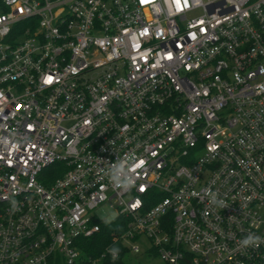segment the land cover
Listing matches in <instances>:
<instances>
[{"label": "built area", "instance_id": "obj_1", "mask_svg": "<svg viewBox=\"0 0 264 264\" xmlns=\"http://www.w3.org/2000/svg\"><path fill=\"white\" fill-rule=\"evenodd\" d=\"M139 254L264 264V0H0V264Z\"/></svg>", "mask_w": 264, "mask_h": 264}, {"label": "trees", "instance_id": "obj_2", "mask_svg": "<svg viewBox=\"0 0 264 264\" xmlns=\"http://www.w3.org/2000/svg\"><path fill=\"white\" fill-rule=\"evenodd\" d=\"M121 224L122 226V221L117 219L114 222L107 223L101 225V232L96 234L90 239L82 241V253L86 257H96L99 253H101L105 246L109 244V239L110 235L113 232H121L123 230V227L119 226ZM119 226V229H118ZM121 227V228H120ZM124 255V251H121L120 256L122 257ZM109 263V262H107ZM78 264H85L84 262L80 261ZM109 264H124L122 262V258L118 259L117 261L111 262Z\"/></svg>", "mask_w": 264, "mask_h": 264}, {"label": "clouds", "instance_id": "obj_3", "mask_svg": "<svg viewBox=\"0 0 264 264\" xmlns=\"http://www.w3.org/2000/svg\"><path fill=\"white\" fill-rule=\"evenodd\" d=\"M143 164V161H139L138 163H135L130 169H128L127 171L124 170V166L120 165L117 169V175H119V179L118 180H112V184L114 187L122 189L124 191L130 190L131 187L135 184V169L137 167H140ZM210 202L213 204H216L217 198L215 194H212L210 197ZM222 203V202H221ZM258 237H255L252 234H249L247 237H245L242 240L241 245L244 247L247 246H252L255 245L256 242L258 241ZM110 252H112L113 255H116L118 250L116 249H110Z\"/></svg>", "mask_w": 264, "mask_h": 264}, {"label": "rangeland", "instance_id": "obj_4", "mask_svg": "<svg viewBox=\"0 0 264 264\" xmlns=\"http://www.w3.org/2000/svg\"><path fill=\"white\" fill-rule=\"evenodd\" d=\"M114 213H112L107 206L101 207L97 211V216L100 220L110 221L114 218ZM126 264H158V260L154 258H150L145 254L139 255H130L128 259H126Z\"/></svg>", "mask_w": 264, "mask_h": 264}]
</instances>
